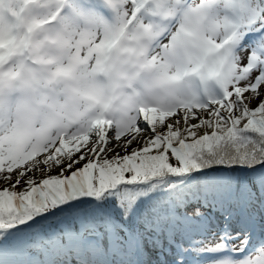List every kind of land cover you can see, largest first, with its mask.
Segmentation results:
<instances>
[{
    "label": "snow or ice",
    "instance_id": "1",
    "mask_svg": "<svg viewBox=\"0 0 264 264\" xmlns=\"http://www.w3.org/2000/svg\"><path fill=\"white\" fill-rule=\"evenodd\" d=\"M105 2L139 41L162 25L142 13L168 20L184 0ZM67 8L23 0L0 24V264H264V0L187 10L215 21L196 70L216 91L49 134L46 89L110 47L62 28Z\"/></svg>",
    "mask_w": 264,
    "mask_h": 264
},
{
    "label": "clouds",
    "instance_id": "2",
    "mask_svg": "<svg viewBox=\"0 0 264 264\" xmlns=\"http://www.w3.org/2000/svg\"><path fill=\"white\" fill-rule=\"evenodd\" d=\"M201 0H184L181 11L168 20H160L141 14L142 22L164 24L162 37L137 40L136 29L121 36V20L118 19L105 0H70L78 9L65 10L67 20L62 28L87 34L89 40L99 39L110 47L106 56L100 57L101 69L96 70L93 59L75 80L53 83L46 89L49 107L47 113L48 132L76 128L85 123L103 118L113 121L115 126L131 122L142 107H166L180 98H188L183 88L184 77L200 74L196 69L204 57L209 30L213 18H201L187 12L197 7ZM167 6L176 7L174 0ZM23 7V0H0V24L5 28L15 26ZM187 13V14H186ZM180 39L173 46V37ZM216 38H222L218 34ZM167 46V47H166ZM146 49L145 56L128 51ZM153 57L158 60L149 64ZM90 97V98H88ZM16 125L15 119L12 121ZM25 128L21 121L22 130Z\"/></svg>",
    "mask_w": 264,
    "mask_h": 264
},
{
    "label": "rangeland",
    "instance_id": "3",
    "mask_svg": "<svg viewBox=\"0 0 264 264\" xmlns=\"http://www.w3.org/2000/svg\"><path fill=\"white\" fill-rule=\"evenodd\" d=\"M236 22L239 23L240 21L237 19ZM166 27L167 26L164 24H162L160 27H158L157 31L159 34L156 36L155 39L159 40L162 37V34L164 33ZM209 78L210 77H207V78L202 77V75H200V74L189 75L188 80L186 82V85L184 87L187 90L186 86L188 87L189 82H190L194 91H193V93H192V91L189 93L188 98L199 97V96H203L205 93L216 91L218 89V86L214 85L213 83L218 84L217 81L215 79H213L211 81ZM203 79H204V81H203ZM251 106L255 107V104H253Z\"/></svg>",
    "mask_w": 264,
    "mask_h": 264
},
{
    "label": "bare ground",
    "instance_id": "4",
    "mask_svg": "<svg viewBox=\"0 0 264 264\" xmlns=\"http://www.w3.org/2000/svg\"><path fill=\"white\" fill-rule=\"evenodd\" d=\"M185 82H186V80H185ZM185 82H184V84H185Z\"/></svg>",
    "mask_w": 264,
    "mask_h": 264
}]
</instances>
